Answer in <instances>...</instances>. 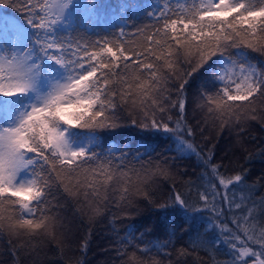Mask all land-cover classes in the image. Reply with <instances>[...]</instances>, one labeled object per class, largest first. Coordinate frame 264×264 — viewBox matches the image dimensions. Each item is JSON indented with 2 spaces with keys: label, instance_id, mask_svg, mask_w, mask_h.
<instances>
[{
  "label": "snow or ice",
  "instance_id": "6c2138e0",
  "mask_svg": "<svg viewBox=\"0 0 264 264\" xmlns=\"http://www.w3.org/2000/svg\"><path fill=\"white\" fill-rule=\"evenodd\" d=\"M11 3L15 7L17 0ZM19 5L23 22L0 13V235L9 243H51L59 231L70 242L60 215L65 205L91 223L114 202L127 208L156 203L158 182L174 166V158L157 153V141L165 139L181 158L199 157L206 183L194 195L174 192L170 203L157 205L153 227L166 239L144 242L153 227L137 237L138 229L129 226L120 239L127 246L121 254L133 248L151 257L184 229L193 250L205 243L224 246L229 257L224 264H264V226L257 227L264 220V197L236 201L244 174L227 175L210 154L197 152L185 139L194 129L184 116L195 78L192 102L205 122L241 131L249 121L264 124V62L247 51L264 55V0H156L146 6L138 0L116 5L19 0ZM130 9L149 18L134 34L142 40L124 39ZM109 15L120 24H110L103 35L89 34L96 39L72 35L77 18L100 21ZM129 124L148 133L143 143L102 148L100 133ZM129 260L145 264L135 251Z\"/></svg>",
  "mask_w": 264,
  "mask_h": 264
},
{
  "label": "trees",
  "instance_id": "16d2710c",
  "mask_svg": "<svg viewBox=\"0 0 264 264\" xmlns=\"http://www.w3.org/2000/svg\"><path fill=\"white\" fill-rule=\"evenodd\" d=\"M119 0H110L113 5ZM142 5L155 3V0H138ZM19 0L15 7L11 0H5L0 5V13L11 16L23 22L24 11H17ZM128 27L125 29V40H142L143 37L134 35L137 27L149 24L146 14H137L134 10H128L125 14ZM120 20L113 19L111 15L100 21L83 20L77 18V33L72 35H84L90 39H96V35L90 33L99 32L102 35L104 29H108L110 24H120ZM154 23V22H153ZM118 29H109L115 32ZM255 61L264 62V55L258 52L247 50ZM192 87L188 89L189 103L185 111V120L194 129V135L185 137L194 145L197 152L202 155H211L213 163L222 164L227 175L240 172L245 176V184L235 189L236 201L240 202L242 197H251V200L259 201L264 197V124L256 121H249L244 125L243 131L233 126L221 128L219 122L213 124L210 120L205 122L202 113L196 104L192 102L193 94L196 91L195 78L190 80ZM173 114V119H175ZM222 131V132H220ZM148 133L131 126L117 129L115 133L108 131L100 133V143L104 150L109 147L122 146V143L136 140L143 143V137ZM218 140V143L217 141ZM157 153L163 152L170 161L174 158V166L170 169L169 178L158 182L160 192L154 204L141 203L138 208H127L120 203H112L104 215L98 217L94 222L89 223L87 218L81 219L74 215L71 206L65 205L60 213L63 217L65 230H70L71 241L64 240L61 233L57 232V240L48 242L47 240H32L25 243L23 240L13 239L9 243L8 236L0 235V264H132L129 260L131 253L135 251L136 257L145 261V264H224L229 259L225 255L226 248L220 246L219 249L205 243L193 250L190 236L184 229H178L176 236L172 237L168 247L161 253H153L151 257L143 255L138 249L129 248L128 255H122L120 250L127 247L120 243V239L127 234L129 226H132L137 237L145 229L153 227L158 218L160 210L158 204L170 203V196L174 192H181L188 196L194 195L196 186L206 183V178L201 179L205 168L201 160L195 154H181L177 152L176 145L170 140L160 139L157 141ZM96 151H101L97 148ZM155 158V154H154ZM145 159H147L145 157ZM174 186V187H173ZM241 188L243 191H241ZM229 196H232L230 191ZM118 200V197L116 198ZM63 203V202H62ZM259 205L257 206V212ZM239 214V213H237ZM264 226V220L258 223L257 227ZM187 226H185L186 229ZM229 227H232L229 224ZM205 229H201L202 238L208 241L210 237L205 235ZM195 233H192V238ZM163 241L164 236L159 235V230L153 227L152 235H145L144 242ZM86 243V247L84 246ZM140 243V241H137ZM143 247V243H140ZM254 247H258L255 245ZM182 249H186L188 255H179ZM167 253V255L165 254Z\"/></svg>",
  "mask_w": 264,
  "mask_h": 264
},
{
  "label": "rangeland",
  "instance_id": "374dc122",
  "mask_svg": "<svg viewBox=\"0 0 264 264\" xmlns=\"http://www.w3.org/2000/svg\"><path fill=\"white\" fill-rule=\"evenodd\" d=\"M155 2H156V0H155ZM161 2H162V0H161ZM24 17H25V14H24ZM24 17H23V19H24ZM220 132H222V131H220ZM215 141H217V143H218V140H215ZM258 247H259V246H258ZM258 247H255V248L258 249Z\"/></svg>",
  "mask_w": 264,
  "mask_h": 264
}]
</instances>
